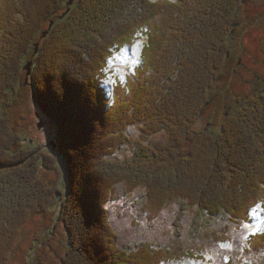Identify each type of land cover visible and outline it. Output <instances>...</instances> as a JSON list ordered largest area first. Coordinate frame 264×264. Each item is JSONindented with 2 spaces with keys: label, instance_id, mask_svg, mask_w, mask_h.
Instances as JSON below:
<instances>
[{
  "label": "trees",
  "instance_id": "trees-1",
  "mask_svg": "<svg viewBox=\"0 0 264 264\" xmlns=\"http://www.w3.org/2000/svg\"><path fill=\"white\" fill-rule=\"evenodd\" d=\"M69 1L10 0L14 5V15L8 19L7 13L3 19L0 17V32L5 31L2 26L6 20L9 33L12 32L6 36L10 37L13 31L15 33L10 43L14 49L5 45L0 50V119L4 117L6 121V125L0 121L3 125V128L0 127L2 143L7 142V137L1 131L8 133V129L12 132L9 122L13 120L10 116L6 117L3 111L11 107L9 101L14 86L9 85L1 73L11 57L19 54L18 49L27 43L34 28L31 24L27 33L20 27L30 23L36 5L43 4L49 8L46 17L51 23L52 19L66 12L65 4ZM245 4L246 0H75L67 16L55 21L44 41L43 50L42 44L38 48V55L45 51L47 57H43L44 60L41 56L39 58L38 65L41 63L43 67H37L41 68L43 80L37 81L35 91L41 116L55 128V151L59 155V163L66 170L62 182L71 187L73 201L83 211L80 218L67 217L66 208L71 210L70 206L65 205L64 210L60 208L63 210L60 211L63 215L62 225L70 236L69 253L74 246H78L75 251L81 252V257L79 260L74 258L73 264L173 262L177 254L173 247L164 250L145 243L135 250L138 254L128 253L127 249L120 247L107 250L108 244L116 245L113 239L117 237L116 232H109L108 226L111 228V225L106 218L107 203L117 193L126 196L142 193L145 196L143 200H148V204L154 203L155 187L166 194L172 193L165 194L167 198H183L180 191L185 185L175 181L190 178L198 164L202 168L195 176L202 187L209 191L211 184L216 185L217 181L224 184L220 201L207 198L206 201L197 202L208 223L225 213L230 216V221L238 223L237 220L247 213L246 208L250 209L254 201L253 209L262 206L264 211V193L260 191L264 190V94L254 97L240 111L237 110L216 138L208 136L197 140L193 134L202 133L192 128L193 118L201 108L192 113L194 104L191 95L204 92V84L211 87L213 77L218 75L230 51L228 44L245 19L242 15ZM130 20L135 23L129 27L126 23H132ZM138 40H143L145 44L143 62L126 83L118 80L114 99L111 100L105 87L110 76L109 63L115 54ZM74 50L77 55L73 53ZM49 72L51 74L46 77ZM66 72L73 78H69ZM133 80L137 81V85ZM185 82L190 84V96L185 94L187 87H180ZM56 85L62 89L60 92L54 91ZM182 89V96L174 102L172 93ZM185 98L187 103L182 104ZM190 114L194 116L190 118ZM99 127L106 132L103 138L99 134ZM176 129L187 132L179 135ZM163 130H167L169 135L165 142L167 145L154 141ZM28 146L31 147L30 144ZM29 147L24 142L12 140L7 148L15 162L6 157L4 169L0 170V216L8 213L11 221H16L17 216L21 221L27 220V209L24 208H29L25 205L20 207L21 210L6 200V192L10 189L4 187L10 186L14 177L18 176L19 179L27 175L30 178V184H25L27 188L19 186L18 192L10 190L14 195L25 191L22 196L32 197L26 192L46 187L42 177L34 171L36 163L42 166L41 161L46 155L43 152L45 145ZM126 147H131L132 154L118 158L122 159L123 165L130 161L129 165L124 166H131L128 168L134 175L126 176L119 172L123 178L121 181L115 179L107 189H103V198L110 197L106 203H100L101 177L98 173L113 151L121 149V154L125 155L123 150ZM76 156L82 158L80 170ZM132 159L136 162L133 163ZM45 169L49 174L55 171L48 167ZM117 169L115 165L113 170ZM138 172L154 178L156 183L153 185L143 177L136 183L134 179ZM109 179L108 176V182ZM4 180L6 184H3ZM116 182L121 184V188L115 186ZM163 182L166 184L163 185ZM148 189L151 194L147 193ZM63 198V194L58 193L55 203ZM229 203L235 204L236 208L227 207ZM241 204L242 209H238ZM28 211L31 212L32 208ZM36 214L42 217L48 215L46 210L32 211V216ZM202 214L198 213L200 219H203ZM72 218L80 221L77 224L79 229L75 225L73 227ZM3 223L4 226H1ZM6 225V221L0 220V236L4 240L9 236ZM252 237L257 242L256 252H264V232ZM1 238L0 242L5 248L6 243ZM82 244L92 247L84 251ZM92 248L97 250L96 254L92 253ZM97 254L99 258L95 257ZM68 259L63 264H70Z\"/></svg>",
  "mask_w": 264,
  "mask_h": 264
},
{
  "label": "rangeland",
  "instance_id": "rangeland-1",
  "mask_svg": "<svg viewBox=\"0 0 264 264\" xmlns=\"http://www.w3.org/2000/svg\"><path fill=\"white\" fill-rule=\"evenodd\" d=\"M65 5L68 9V2ZM13 7L14 5L10 0H0V17L3 19L7 13L6 19L11 18L14 15ZM20 8L24 9V6L20 5ZM50 8L53 7L50 6ZM47 10L49 11V8L45 5L43 6V4L36 5L35 11L30 18V23H25L24 27H22L23 25L20 27L21 30H26L27 33L31 24L34 27L29 34L27 43L18 49L19 54L16 57H11L1 73V76L6 77L5 81L9 85L14 86V92L12 97L10 95L9 102L11 107L3 111L4 115L6 117L10 116L13 122H9L12 132L8 129V133L1 131V134L7 137V142L2 143L0 141V164H2L0 165V170L4 169L3 164L6 157L11 162H15L7 148L12 140L16 139L21 143L24 142L27 147H29V144L31 147L45 145L43 152L46 155L41 161L42 166L36 163L34 171L39 173V176L46 183V187L37 190L30 189L32 192L27 191L26 194L32 197L22 196V194H25L22 189H20L22 192L19 195H14L10 190L18 192L19 186L27 188L28 186L25 184H30L28 182L30 178L27 175L19 179L18 176L14 177L10 181L11 185L4 187V189H10L7 190L5 196H7L6 200L11 205L14 204L19 209L28 205L29 208H24L27 209V220L23 219L21 221L19 216H17L18 222L17 217L16 221H11L8 219V213L5 212L0 216V220L7 223L6 230H8V239L10 238V241H8V239L4 240L0 236L6 243L4 248V245L0 242V264H63L68 258L70 264H73L74 258L79 260L81 257V252L75 251L78 246L73 247L71 252L73 254L69 253L71 251L69 245L70 236L62 225L63 219L61 216L63 215L60 213V208L62 207L64 210L65 205L70 206L71 210L66 208L65 214L67 217L80 218L83 216V211L73 201L71 187L62 182V175L66 170L59 163V155L55 151L57 148L54 142V140H57L55 128L44 117H37L39 108L36 101L38 95L35 90H37V81L43 80L41 68L37 66L41 65V63L38 65L40 56L46 58L47 53L45 55L44 51L38 55L39 52H36V54L34 47L35 43L39 42L42 44L43 50L44 41L48 36L43 37V35L47 31L50 34L53 27L49 26L51 23L46 17L48 14ZM67 14L65 12L59 17L52 19V21L55 23L58 19L63 20ZM242 15L245 19L239 26L240 29L233 34L232 40L228 44L230 51L226 54V60L222 62V68L218 75L215 78L213 77L211 87L209 88L208 85L204 84V92H195L191 95L194 104L192 113L201 108L192 121V128L196 132L202 133L193 134L197 140L208 136L216 138L215 136L221 132L223 125L225 126L230 121L229 118L233 114L235 115L237 110L242 109L251 99H255L254 97L264 94V0H246V4L242 8ZM134 23L135 21L126 24L130 27ZM2 28L5 31L0 32V50L5 45L6 48H8V45L9 48H13L10 43L12 42L11 39L15 37L14 31L12 35H9L10 37L6 36V34L12 33H9L10 28H7L6 20ZM142 47L143 41H138L133 44V47H126L120 54L113 56L109 65L111 76L108 80V87L114 84L115 78H117V81L120 80L125 83L127 78L133 77L135 68L140 66ZM24 52L26 53L24 54ZM73 53L77 55L76 50ZM30 61L34 62L33 74L27 81V71L24 68ZM46 63L44 62V64ZM46 70H49L48 67H46ZM50 74L49 72L45 76L47 77ZM67 75H69V78H73L69 72ZM133 81L137 85V81ZM187 82L181 83L180 87H187L185 94L190 96V84L187 85ZM53 89L58 92L62 90L59 85H56ZM183 89L180 92L176 90L172 93L175 97H171L174 102H176L175 100L178 97L182 96ZM207 90L208 92L206 93ZM185 99L182 104L187 103V98ZM191 114L190 118L194 116ZM0 121L6 125L4 117ZM42 121L44 126L40 129L39 125ZM2 126L1 123L0 127L3 128ZM176 131L179 135L187 132L185 129L183 131L176 129ZM99 134L101 138L105 137L106 132L103 127H99ZM135 134L137 136V132ZM168 136L167 130H163L162 133L156 135L154 141L163 142V145H167L165 142H167ZM51 142L55 143L56 148L50 144ZM100 151L95 152L99 153ZM123 151L125 155L121 154V149L113 151L105 165L101 167V172L98 173L101 177V188H99L100 203H106V200L110 197L109 195L103 198V189H107L115 179L121 181L123 178L121 173L118 174L119 172H123L126 176L134 175L132 170L128 168L131 166H124L129 165L130 161L123 165L121 164L122 159L118 158V156L123 158V156L131 155V147H126ZM18 155H21V153ZM76 159L79 164L78 170H80L82 158L76 156ZM132 160L133 163L136 162V160ZM115 165L118 168L117 170H113ZM46 167L55 171L49 174L45 169ZM200 168H202L200 164H198V167H194L193 175L190 174V178L176 179L175 182L178 184L182 182L185 185L184 189H182L183 191H180L183 192V198L178 196L167 198L165 196L166 192L158 190L155 186V200L153 201L154 203L150 202L149 204L148 200H143L144 195L140 197L138 195L124 196L123 193H117L116 196H120L112 202L109 201L107 203L108 209L105 208L108 211L106 218L109 219L112 228L111 231L110 226H108L109 232L117 233V237L113 239L117 246L108 244L107 250L108 248L120 247L127 249L128 253L138 254L135 250L145 243H150L164 250L170 247L176 249L177 254L174 257L176 259L173 262H163L162 264H264V252H256L257 242L252 237L257 233L264 232V211L262 206L253 209V205L256 203L254 201L250 209L246 208L247 213L237 220L238 223L230 221L228 213L220 215L221 218H216V221L208 223V218L202 214L197 202L206 201L207 198L215 200L214 202L220 201L224 184L217 181L216 185L214 183L211 184L209 191L206 190L195 176ZM6 173L10 174L13 172ZM35 175L37 176L36 173ZM108 176L110 177L109 182ZM142 177L150 180L153 185L156 183L154 178L143 176L140 172L137 173L134 179L135 182H139L138 179ZM6 183V180H4L3 184ZM169 183L171 185V182ZM164 184L166 183L163 182ZM115 186L121 188V184L117 182ZM213 188L215 189L213 190ZM176 190H179V188L176 187ZM260 191L264 193V190ZM57 192L64 196L63 199L59 200V203H55V197H58ZM147 193L151 194V191L148 189ZM171 194L168 193L166 195ZM226 206L236 208L235 204L232 203ZM30 208H32V211L46 210L48 215L42 217L36 214L32 216V211H28ZM238 209H242V204ZM253 210H255V215L251 214ZM198 213L203 215L204 220L200 219L201 216H198ZM71 223L73 227L75 225V228L79 229L77 224H80V221L72 218ZM1 226H4V223ZM85 238L89 240L88 237L85 236ZM91 240H93V237ZM82 247L85 251L91 248L92 245L82 244ZM67 253L69 254L68 256ZM92 253L96 254L97 250L92 248ZM95 257L99 258V254L95 255Z\"/></svg>",
  "mask_w": 264,
  "mask_h": 264
},
{
  "label": "water",
  "instance_id": "water-1",
  "mask_svg": "<svg viewBox=\"0 0 264 264\" xmlns=\"http://www.w3.org/2000/svg\"><path fill=\"white\" fill-rule=\"evenodd\" d=\"M74 1H75V0H70V1L68 2V9H67V11H66L67 13L70 12V7L74 4ZM53 24H54V21L51 22L50 27H52ZM47 35H48V31L44 33L43 37H46ZM39 45H40V43H37V44H36V52H38ZM33 65H34V62H33V61H30V62L25 66V68H24L25 71H27V81H29L30 77H31L32 74H33V72H32ZM37 117H38V118L40 117V114H39V113H37ZM43 126H44V124H43V122H42V123L40 124L39 128L42 129ZM50 144L53 145L54 148H56V145H55L54 142H51Z\"/></svg>",
  "mask_w": 264,
  "mask_h": 264
},
{
  "label": "snow or ice",
  "instance_id": "snow-or-ice-1",
  "mask_svg": "<svg viewBox=\"0 0 264 264\" xmlns=\"http://www.w3.org/2000/svg\"><path fill=\"white\" fill-rule=\"evenodd\" d=\"M252 215H255L256 213H255V210H253V212L251 213Z\"/></svg>",
  "mask_w": 264,
  "mask_h": 264
}]
</instances>
